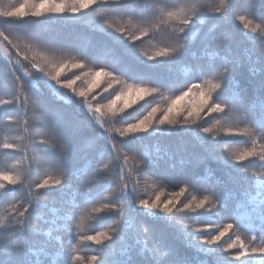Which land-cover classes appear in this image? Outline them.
Listing matches in <instances>:
<instances>
[{"label":"snow or ice","instance_id":"obj_1","mask_svg":"<svg viewBox=\"0 0 264 264\" xmlns=\"http://www.w3.org/2000/svg\"><path fill=\"white\" fill-rule=\"evenodd\" d=\"M0 264H264V0H0Z\"/></svg>","mask_w":264,"mask_h":264},{"label":"trees","instance_id":"obj_2","mask_svg":"<svg viewBox=\"0 0 264 264\" xmlns=\"http://www.w3.org/2000/svg\"><path fill=\"white\" fill-rule=\"evenodd\" d=\"M236 147H243V145H236Z\"/></svg>","mask_w":264,"mask_h":264}]
</instances>
